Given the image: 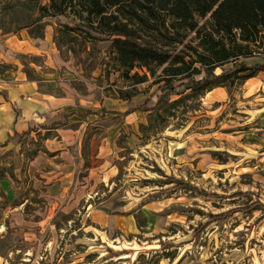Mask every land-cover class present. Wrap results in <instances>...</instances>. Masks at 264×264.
<instances>
[{
	"label": "rangeland",
	"instance_id": "obj_1",
	"mask_svg": "<svg viewBox=\"0 0 264 264\" xmlns=\"http://www.w3.org/2000/svg\"><path fill=\"white\" fill-rule=\"evenodd\" d=\"M43 4L0 0V73L55 68L80 100L103 96L149 109L118 139L110 174L98 169L100 160L84 159L63 189L45 193L34 189L41 179L26 172L20 154L0 168V179H12L10 198L0 189V264H264V148L245 139L257 127L249 112L260 106L247 86L225 82L214 93L188 91L156 103L153 82L162 68L153 76L130 72L146 74L142 84L123 77L110 42L84 44L60 32L77 5L42 18ZM196 44L188 33L170 48ZM101 131L91 126L90 133ZM119 215L143 227L115 223Z\"/></svg>",
	"mask_w": 264,
	"mask_h": 264
},
{
	"label": "trees",
	"instance_id": "obj_2",
	"mask_svg": "<svg viewBox=\"0 0 264 264\" xmlns=\"http://www.w3.org/2000/svg\"><path fill=\"white\" fill-rule=\"evenodd\" d=\"M43 1L39 6L42 18L61 16L77 5L76 18L63 24L60 32L83 38L84 44L110 42L117 71L123 77L142 84L148 79L146 74L129 76L130 72L144 69L153 76L155 69L162 68L163 75L153 82L157 85L153 92L156 103L188 91L205 94L224 87L225 82L240 86L264 72V0ZM205 19L199 26V20ZM188 33L195 34L196 46L170 48L182 43ZM249 60L258 62L249 64ZM196 75L202 76L197 80ZM148 109L145 102L124 114ZM105 114L117 113L102 109L85 115Z\"/></svg>",
	"mask_w": 264,
	"mask_h": 264
},
{
	"label": "crops",
	"instance_id": "obj_3",
	"mask_svg": "<svg viewBox=\"0 0 264 264\" xmlns=\"http://www.w3.org/2000/svg\"><path fill=\"white\" fill-rule=\"evenodd\" d=\"M244 86L249 89L252 101L260 107H255L249 116L256 119L257 127L252 133H246L245 139L251 147L264 148V72L248 79ZM217 87L207 92L214 93L223 90ZM206 94V93H205ZM77 92L67 85L55 68L42 72H27L17 67L0 73V168L9 167L20 154L28 174H38L40 181L33 183L36 191H60L68 182L71 172H80L83 160L98 161V169L106 174L112 173L110 159L117 158L118 139L125 135L128 128L137 126L138 114L135 111L128 115L122 102L101 96L97 101L89 98L79 99ZM86 99V100H85ZM102 109L117 114H105L103 117L88 115L87 112L99 113ZM248 116V117H249ZM102 127L97 136L90 133L91 126ZM103 124H105L103 126ZM28 132V134H26ZM26 134L25 136H22ZM130 140L134 135H129ZM239 138V137H236ZM26 152L33 153L30 159H25ZM35 153V155H34ZM26 155V154H25ZM29 155V154H28ZM109 165V166H108ZM75 167L74 171L73 168ZM87 170V169H86ZM0 179V189L6 198L12 179ZM119 215L115 223L137 227L136 221ZM104 224V223H103Z\"/></svg>",
	"mask_w": 264,
	"mask_h": 264
}]
</instances>
